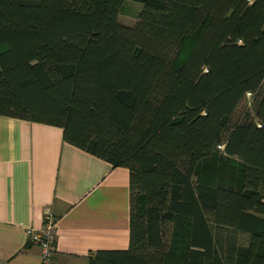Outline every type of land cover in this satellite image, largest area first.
<instances>
[{
	"label": "trees",
	"instance_id": "trees-1",
	"mask_svg": "<svg viewBox=\"0 0 264 264\" xmlns=\"http://www.w3.org/2000/svg\"><path fill=\"white\" fill-rule=\"evenodd\" d=\"M133 1L0 0V114L128 168L88 264H264V0Z\"/></svg>",
	"mask_w": 264,
	"mask_h": 264
},
{
	"label": "crops",
	"instance_id": "crops-1",
	"mask_svg": "<svg viewBox=\"0 0 264 264\" xmlns=\"http://www.w3.org/2000/svg\"><path fill=\"white\" fill-rule=\"evenodd\" d=\"M129 171L63 139L58 125L0 114V264H88L129 242ZM49 211L55 250L28 241Z\"/></svg>",
	"mask_w": 264,
	"mask_h": 264
},
{
	"label": "built area",
	"instance_id": "built-area-1",
	"mask_svg": "<svg viewBox=\"0 0 264 264\" xmlns=\"http://www.w3.org/2000/svg\"><path fill=\"white\" fill-rule=\"evenodd\" d=\"M55 221L53 215L46 211L44 221L38 229L27 228L28 241L40 245L42 253L41 256L44 261H49L55 250Z\"/></svg>",
	"mask_w": 264,
	"mask_h": 264
},
{
	"label": "rangeland",
	"instance_id": "rangeland-1",
	"mask_svg": "<svg viewBox=\"0 0 264 264\" xmlns=\"http://www.w3.org/2000/svg\"><path fill=\"white\" fill-rule=\"evenodd\" d=\"M142 4L139 1L126 0L124 4V11L119 14V19L125 23H132L136 18L138 11L141 9ZM250 95H246L237 107V111L246 109L249 106Z\"/></svg>",
	"mask_w": 264,
	"mask_h": 264
}]
</instances>
